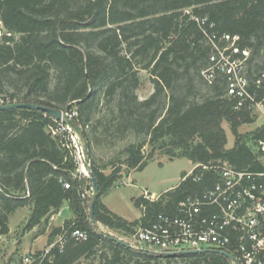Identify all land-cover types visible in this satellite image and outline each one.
Segmentation results:
<instances>
[{
    "label": "trees",
    "instance_id": "16d2710c",
    "mask_svg": "<svg viewBox=\"0 0 264 264\" xmlns=\"http://www.w3.org/2000/svg\"><path fill=\"white\" fill-rule=\"evenodd\" d=\"M211 33L237 37L238 46L250 50L251 80L264 72V0H0V102L75 112L72 124L99 187L92 225L91 198L81 197L65 136L49 131L53 119L36 110L0 112V236L9 233V216L19 208L31 206L25 231L46 224L63 204L72 215L52 230L50 249L30 264H76L91 257L99 264H151L174 257L118 243L95 227L133 234L137 225L175 213L187 196L210 187L213 173L205 174L204 184L188 177L154 201L138 197L142 216L129 222L101 201L122 177V166L126 173L141 170L160 153L192 164L226 162L237 171H264V124L240 133L254 123L252 111L247 105L235 110L221 76L211 85L201 76L209 65ZM256 59L261 62L253 64ZM142 70L154 88L145 100L136 94ZM99 108L107 114L97 117ZM223 123L234 136L230 149ZM100 124L104 133L133 139L108 174L91 157V133ZM76 228L86 231L85 241L70 236ZM177 256L191 264H231L215 252Z\"/></svg>",
    "mask_w": 264,
    "mask_h": 264
},
{
    "label": "built area",
    "instance_id": "2783aa9c",
    "mask_svg": "<svg viewBox=\"0 0 264 264\" xmlns=\"http://www.w3.org/2000/svg\"><path fill=\"white\" fill-rule=\"evenodd\" d=\"M206 38L212 51L208 67L201 71L205 82L211 85L221 76L225 96L234 99L235 110L246 105L252 113L255 108L264 109V94L259 98V91L264 92V72L253 80L249 78L250 50L241 49L238 38L227 33L206 34ZM64 114L71 121L76 115L75 112ZM52 119L55 124L49 127V131L55 137L65 136L66 148L77 167L75 176L79 180L90 178L83 140L71 127ZM259 146L264 152V142ZM210 172L214 175L210 187L187 196L177 205L175 213L156 214L149 224L135 229L133 238L160 254L207 250L228 253L237 264H264V171H237L226 162L193 164L182 180L192 177L195 183H202L205 174ZM63 186L69 188L68 183ZM86 196L87 192L82 190L81 197ZM143 197L156 200L148 191H144ZM66 234L58 237L56 243H61ZM70 236L77 241L87 239L86 231L77 228L70 231Z\"/></svg>",
    "mask_w": 264,
    "mask_h": 264
},
{
    "label": "rangeland",
    "instance_id": "374dc122",
    "mask_svg": "<svg viewBox=\"0 0 264 264\" xmlns=\"http://www.w3.org/2000/svg\"><path fill=\"white\" fill-rule=\"evenodd\" d=\"M260 59H256L253 64L260 63ZM140 84L136 90L139 100L147 99L154 91L153 84L147 71L142 70L139 74ZM2 105V102H0ZM107 109L99 108L97 117L106 115ZM254 123L243 125L239 128L242 134L249 133L257 127L264 124V109L255 108L253 112ZM222 127L226 132V148L230 149L234 144V136L230 131L227 123H223ZM96 132L91 133V137L95 135L96 139L92 141L91 157L94 163L104 169L106 174L112 171V164L117 165L124 159L123 148L133 139L130 134L125 138L113 136L114 133H104L103 127L100 124ZM90 129L88 132L90 134ZM264 162V159L262 160ZM193 164L186 158L168 159L162 154H156L153 161L149 162L143 169L130 171L122 166L120 180L101 197V201L116 215L121 218L134 222L142 216V210L135 205V200L142 197L144 191H148L158 199L162 192H166L176 187L183 174L192 170ZM76 175V171L74 172ZM81 189L87 192L86 198L92 197L90 178H81ZM90 203V202H89ZM88 203V205H89ZM67 204H63L59 212L51 215L46 224L34 228L32 231H25L31 206H26L15 210L9 216V233L0 236V264H30L33 257L37 253H46L49 249V239L52 230L59 225H63L65 221L72 218L69 210L65 208ZM60 211L61 214H60ZM138 226V225H137ZM133 231L135 232V229ZM96 230L104 236H110L113 239H118L125 244L130 245L134 249H142L152 251L153 249L138 243L133 234H126L122 231L109 229L102 224H97ZM132 232V233H134ZM205 249V248H204ZM29 258V261H25ZM230 262V261H229ZM192 261L188 258L174 256L172 258H159L156 263L151 264H191ZM231 263V262H230ZM76 264H99L97 258L81 259Z\"/></svg>",
    "mask_w": 264,
    "mask_h": 264
},
{
    "label": "water",
    "instance_id": "95a60500",
    "mask_svg": "<svg viewBox=\"0 0 264 264\" xmlns=\"http://www.w3.org/2000/svg\"><path fill=\"white\" fill-rule=\"evenodd\" d=\"M16 109H27V110L41 111V112L45 113L46 115L50 116L51 118H54L55 120L60 121L63 124L71 127L74 130V132L79 136V138L82 140V136L80 135L78 129L73 126L72 121L69 119L68 115L64 114L63 112H60V111L55 110V109L50 108V107L42 106L39 104H34V103H10V104L0 105V112L8 111V110H16ZM82 146L84 149L85 163L89 166L88 151H87V148H86V145L84 142H82ZM90 180H91V184H92L93 193H92V197H91V201H90V205H89V213H90V222L92 225H94L95 224L94 201L99 195V187H98V184L96 182V178L91 174H90ZM108 238L113 239L110 236H108ZM113 240L117 241L118 243L130 246L128 244H125L121 240H118V239H113ZM210 252H215V251H207V250L184 251L183 253L184 254H195V253H210ZM215 253H219L220 255L224 256L231 263L237 264V260L232 255H230L228 253H224V252H215ZM180 254L181 253H170L171 256H176V255H180Z\"/></svg>",
    "mask_w": 264,
    "mask_h": 264
},
{
    "label": "crops",
    "instance_id": "0c3cea01",
    "mask_svg": "<svg viewBox=\"0 0 264 264\" xmlns=\"http://www.w3.org/2000/svg\"><path fill=\"white\" fill-rule=\"evenodd\" d=\"M188 173H189V172H188ZM181 181H182V178H181L180 182H181ZM180 182H179V183H180ZM167 191H168V190H167ZM162 193H164V192H162ZM105 206H106V205H105ZM106 207H107V206H106ZM65 208L68 210V207L65 206ZM107 208H108V207H107ZM60 209H61V208H60ZM61 212H62V211H60V214H61ZM59 226H61V225H59ZM56 227H58V226H56Z\"/></svg>",
    "mask_w": 264,
    "mask_h": 264
}]
</instances>
